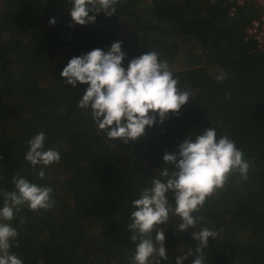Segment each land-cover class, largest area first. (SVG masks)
I'll use <instances>...</instances> for the list:
<instances>
[{
    "label": "trees",
    "instance_id": "16d2710c",
    "mask_svg": "<svg viewBox=\"0 0 264 264\" xmlns=\"http://www.w3.org/2000/svg\"><path fill=\"white\" fill-rule=\"evenodd\" d=\"M70 0H0V188L14 190L13 175L51 186L50 210L16 212L11 226L19 246L11 252L23 264H130L135 244L126 225L132 201L190 135L213 127L226 134L249 161L248 179L229 177L194 215L215 230L204 249L205 264H264V43L248 33L263 6L237 0H120L112 16L71 23ZM55 17V24L49 19ZM122 41L130 59L157 51L192 95L178 116L146 126L134 142L110 140L78 107L84 85L65 84L60 73L73 56L107 51ZM264 42V41H263ZM183 48H185L183 50ZM187 50L186 66L178 58ZM194 59V60H193ZM193 60V61H192ZM221 72L227 78L219 80ZM231 99H226V94ZM46 135L45 150L61 159L35 168L24 159L28 140ZM44 167L45 176L38 171ZM172 200L171 193H168ZM3 197H0V207ZM24 223L21 224L20 220ZM170 217L165 228L167 260L197 241L178 233ZM189 257L183 264H191Z\"/></svg>",
    "mask_w": 264,
    "mask_h": 264
},
{
    "label": "clouds",
    "instance_id": "9594fccd",
    "mask_svg": "<svg viewBox=\"0 0 264 264\" xmlns=\"http://www.w3.org/2000/svg\"><path fill=\"white\" fill-rule=\"evenodd\" d=\"M120 0H70L71 23L87 25L94 23L96 14L103 12L112 16ZM55 17L49 24H55ZM127 53L122 50V41H115L107 51L95 48L79 56H73L63 67L60 76L65 84L76 87L84 85L78 107L89 110L93 123L110 140L134 142L145 134L146 126L151 128L162 124L169 114L178 116L180 109L192 95L190 90L179 87V79L170 70L167 60H161L157 51H147L130 59L127 66L124 60ZM227 78L221 72L219 80ZM231 99V94H226ZM46 135L43 131L28 140V150L24 159L35 168L37 165L50 166L58 163L60 153L54 148L45 150ZM226 134L217 138L213 127L204 128L195 139L188 135L179 143L176 151L165 152L164 165L172 169L159 170L132 201L130 240L135 249L130 256V264H161L167 260L165 248V228L170 217H178L174 230L178 233L189 228L197 241L178 255L175 264H183L190 256L191 264H205L204 249L209 238L218 233L208 227H200L208 221L203 215H194L203 208L206 199L223 189L232 175L248 179L249 161ZM42 179L44 167L38 171ZM14 190L0 188L3 206L0 207V264H23L21 258L11 252L19 246L17 229L11 221L21 206L31 211L50 210L56 201L52 198L54 189L30 182L19 173L13 175ZM171 193L172 200H169ZM23 224L24 220L21 219Z\"/></svg>",
    "mask_w": 264,
    "mask_h": 264
},
{
    "label": "built area",
    "instance_id": "2783aa9c",
    "mask_svg": "<svg viewBox=\"0 0 264 264\" xmlns=\"http://www.w3.org/2000/svg\"><path fill=\"white\" fill-rule=\"evenodd\" d=\"M238 2H247L253 1L259 3L263 6L262 14L259 18L252 19L251 24L248 25L247 31L248 33L254 35L255 39L259 44L264 43V0H237Z\"/></svg>",
    "mask_w": 264,
    "mask_h": 264
},
{
    "label": "rangeland",
    "instance_id": "374dc122",
    "mask_svg": "<svg viewBox=\"0 0 264 264\" xmlns=\"http://www.w3.org/2000/svg\"><path fill=\"white\" fill-rule=\"evenodd\" d=\"M185 48H183V50H184ZM183 50L180 52V54L178 55L179 57L178 58H180V59H184V57H185V55H187V50H185L184 51V53H183ZM186 59H187V57H185V59H184V61L183 62H180L181 64H183L182 66H186L187 65V63H185V61H186ZM194 60V59H193ZM192 60V61H193Z\"/></svg>",
    "mask_w": 264,
    "mask_h": 264
}]
</instances>
